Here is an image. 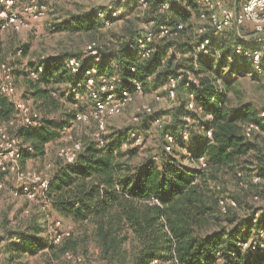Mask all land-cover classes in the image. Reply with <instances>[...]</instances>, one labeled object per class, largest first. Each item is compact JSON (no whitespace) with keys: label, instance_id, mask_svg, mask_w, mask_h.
Segmentation results:
<instances>
[{"label":"trees","instance_id":"16d2710c","mask_svg":"<svg viewBox=\"0 0 264 264\" xmlns=\"http://www.w3.org/2000/svg\"><path fill=\"white\" fill-rule=\"evenodd\" d=\"M166 2L169 8L162 11L160 8ZM186 2L149 0L146 10L150 13L148 21H155L154 32L157 33L160 25H167L175 33V37H156L149 57H142L131 47L141 33L130 27L131 32L121 37L122 41L109 45L104 43L106 39L100 40L102 45L96 46L101 56L98 62L90 56L81 58L84 69L96 66L97 81L114 78L112 82L119 92H134L136 81L141 83L142 90L151 86L167 88L171 77L184 74L176 94L186 91L187 102L173 106L167 116L171 120L159 127L164 134L161 153L133 162L137 149L125 148V144L131 143L129 131L108 133L105 125L104 143L100 144L95 134L87 137L75 164L66 163L57 154L52 170L54 181L45 190V196L53 215L70 221L74 229L59 243L48 241L42 234L44 226L39 216L33 215L21 229L7 232L4 242L8 257L3 264H30L27 255L45 248L50 249V260L45 264H52L53 257L67 253L73 255L68 259L70 264H86L88 257L79 251L88 252L89 241L97 246L101 264H153L155 260L159 264H264V253L248 256L240 245L241 241L264 231V181H254L255 176L264 180L263 111L250 103L232 105L226 87L215 74L225 67L228 56L250 63L246 53L257 46L248 43H254L256 37H244L254 33L249 23L242 27L241 33L231 31L226 33L228 37L217 40L208 31L219 53L198 51L201 55L195 57L201 37L198 31H193L191 14L185 12L190 1ZM192 6L199 16L198 6L193 3L189 7ZM97 14L71 12L61 28L93 33L105 24L104 19H97ZM101 15L113 22L118 18L112 17L108 10ZM119 16L123 18V14ZM180 35L183 36L182 43L178 42L180 50L186 55L193 52L185 63L177 61L176 55L167 54L170 39ZM237 46H241V53L236 52ZM69 56L72 55L39 60L25 74L27 92L35 102H40L45 112L66 98L72 104V113L65 124L56 125L46 118L31 127L20 123L9 127L21 145L31 147L21 154L22 166L30 158L45 157L48 145L62 136L77 113H89L95 107L88 93L92 103L81 100L76 108V92L85 96L87 90L84 74L74 73L66 66L64 61ZM6 58L4 41L0 38V64L11 67L16 86V70ZM38 66L42 70L34 78L31 71L38 70ZM187 72L193 73L198 83L187 84ZM62 83L66 84V91L57 87ZM79 83H82L80 87ZM190 101L195 104L192 109L188 106ZM152 113L140 111V120H132L131 125L140 124L143 116ZM158 117L153 116V120ZM13 118H16L15 105L1 93L0 78V124ZM250 124L258 125L259 129L248 137L245 127ZM96 127L97 132L98 123ZM168 133L175 137L174 151L170 153L165 149ZM178 148L183 150L180 158ZM200 157L205 158L206 167L199 166ZM5 175L0 170V181L3 182ZM153 198L159 203L152 202ZM225 198H232L237 204H228L227 211L222 212L220 200ZM257 200L260 207L254 204ZM77 256L81 261L76 260Z\"/></svg>","mask_w":264,"mask_h":264},{"label":"rangeland","instance_id":"374dc122","mask_svg":"<svg viewBox=\"0 0 264 264\" xmlns=\"http://www.w3.org/2000/svg\"><path fill=\"white\" fill-rule=\"evenodd\" d=\"M224 1L228 7L235 9L236 2L238 6V1L236 0ZM48 2L49 12L39 21H32L23 28H16L15 26L2 28L0 24V38L4 41L7 56L6 61L11 63L16 70L17 97L28 102L31 116L36 119L37 124L43 119L50 118L58 125L65 124L71 118V102L66 98L60 99L61 101L58 102L56 107H51L48 112H45L40 102H35L33 97L27 92V76L25 75L27 71L31 69L33 64L37 61L45 58H60L64 55H72L87 59L89 56V46L93 43L101 46L102 43L100 40L104 39H106L104 43L109 45L117 43L118 40L123 39L121 37H125L131 32L128 31L130 27L138 29V32L142 33L146 26H148L147 23L150 13L145 8L135 4L133 0H48ZM192 4L193 2H190L188 5L191 6ZM110 6L117 8V10L120 9V11L116 15L118 18H116L114 22L110 21V25H106L105 15L102 16L101 14L102 12L106 13ZM127 6L131 7V9H127ZM126 9L128 12L124 15ZM191 9L197 16L196 9L193 6ZM88 11H95L99 14V16L97 14V19L99 21H103L104 19L105 21V24L99 27L97 31L93 33H88L86 31L71 32L61 28V23L68 19L67 16L69 13H83ZM120 14H123L122 19L121 16H119ZM200 21L201 23L199 26L205 22L201 19ZM199 26H197V28ZM209 33H212V31H209ZM212 34L216 37L215 40L222 39V33L215 34L213 32ZM225 35L226 33H223V37H228V35ZM247 35H250V33ZM172 37H175V35ZM261 39L262 40L254 43L250 42L248 45L251 47L263 46L264 35H261ZM170 40L171 44L169 45H171V47L169 46L167 49V54L176 55V60H179L180 63L187 62L186 58H190L193 52L186 55L180 50L181 45L178 44V42L182 43L183 36L180 35ZM195 55V57H200L201 54L197 51ZM236 59H233L232 56H228L225 67L219 70L220 74H218L219 72L215 73L219 82L223 87H226L230 103L232 105L250 103L259 111H264V76L256 74L248 61L243 58ZM57 87H59L61 91L67 90L65 83L57 85ZM176 96L174 99L170 98L166 86H151V88H145L142 92L136 93L133 100L125 106L122 113L105 118V125H107L108 133L115 130L129 131L128 134H130L131 143L125 144V148L129 146L130 148L137 149V155L133 158V162H137L144 157L157 156L161 153L164 134L161 128L154 123L153 116H160L161 118L168 119L167 116L173 106L178 102H187L186 91L181 90L178 96ZM81 100L88 104L92 103L88 97V92L87 94L85 93V96H82ZM145 104L152 107L153 113L143 116L140 124L131 125L132 117L137 115L141 107ZM89 111H91V109H89ZM96 123H98V118L96 116H94V118L89 116L86 121L77 123L71 130L70 135L74 140L81 141L82 143L92 134L96 135L98 132H96ZM131 128H133V130H131ZM135 132L141 136V141L138 144L132 142ZM262 143L264 145V140ZM65 144H69V142L65 140L63 133L60 138L48 145V151L45 157L28 159L23 166L21 165L22 169L35 170L41 172L44 177H47L53 170V165L58 158L57 154L61 146ZM177 150V155L180 158L183 155V150H181V148ZM188 162L189 161L186 160V163ZM3 182L4 187L0 189V264L5 263L8 257L5 246L6 242H4V238L8 231L21 229L24 224L31 220L33 215H38L39 221L44 226L42 234L49 241L51 239V233L55 229L54 222L60 219L57 215H53V212L48 207L43 206V204L38 201H30L24 197L15 198L11 194V190L19 186L15 175L10 173L6 174L3 178ZM254 204L257 207L261 206L259 200ZM45 214L46 218L44 217ZM60 220L65 230L70 231L74 229V225L70 221L63 218ZM87 245L89 249L88 252L83 249L79 251L88 257V261H85L86 264H101L97 258V246L92 241H89V244L87 243L86 246ZM49 252L50 249L45 248L36 254L27 255L26 259L30 264H45L48 259L50 260ZM68 259L66 254H61L58 258L53 257L51 260L52 264H70Z\"/></svg>","mask_w":264,"mask_h":264},{"label":"built area","instance_id":"2783aa9c","mask_svg":"<svg viewBox=\"0 0 264 264\" xmlns=\"http://www.w3.org/2000/svg\"><path fill=\"white\" fill-rule=\"evenodd\" d=\"M135 4L143 7H149V0H133ZM181 1V0H176ZM193 2L198 6L199 18L207 23H203L197 28L198 34L201 37L199 45L196 46L197 51L202 54H210L215 51L216 54L219 52L214 48L208 31H212L215 34L223 33L227 28L236 30L241 33L242 27L247 23L252 25L254 31V37L256 41H260L261 35H264V0H236L235 9L228 7L224 0H187ZM169 8V2L164 3L161 6V10L165 11ZM108 11L112 17H116L118 12L117 8L110 6ZM49 12L48 0H0V24L2 28L15 26L16 28H23L32 21H39L43 19ZM103 14V13H102ZM106 25H110V19L106 18ZM148 26L143 30L141 36L131 45L134 49L141 54L142 57H149L153 50V42L156 37H167L173 36L172 28L167 25H160L157 33L152 29L155 24L154 20L148 21ZM182 27V24L179 25ZM96 43L89 46V56L93 57L94 61L98 62L101 56L98 55ZM236 52L241 53V46L236 47ZM250 57V63L253 70L264 76V45L250 50L247 53ZM65 64L74 73L84 74V86L94 100L95 107L87 112H78L74 122L69 125L64 131L65 140L69 144L61 146L58 155L68 164H75L77 155L82 148L81 141L74 140L70 135L71 130L79 122L86 121L88 117L93 115L98 118L99 131L96 133L99 143L103 144L104 140L102 134L105 133V118L116 116L122 113L125 106H127L134 98L136 93L142 92V85L136 81L135 91L129 90L118 91L116 85L107 77H103L97 81L96 74L98 72L95 65H91L84 69L82 59L77 56H69L65 59ZM42 70L41 66H38V70L31 71V76L34 78L39 77V72ZM134 70V68H133ZM184 76L183 73L177 77H171L167 84V92L170 98L174 99L176 96L177 85L179 80ZM187 84L198 83L197 77L187 72ZM0 78H1V93L13 100L16 110V118L11 119L8 123L0 124V170L6 174L10 173L16 176L19 186L11 190V194L15 197H24L30 201H38L43 206L49 208V201L45 196V190L48 188L50 183L54 181V175L52 172L47 177H44L41 172L35 170H24L20 164V157L22 152L31 150V147H24L21 145L19 138L12 135L9 132V127L15 124H22L25 127L35 126L37 121L31 116L28 102L22 98L17 97V88L13 81L12 69L7 64H0ZM99 82V83H98ZM82 83H79L80 87ZM193 97V95H191ZM82 95L76 92L74 101L75 106L78 107L81 101ZM17 99V100H16ZM189 108H194L195 104L190 101L188 104ZM152 107L145 104L141 107V112L151 113ZM264 116V111L262 112ZM93 116V117H94ZM133 121H139L140 115H134ZM168 119L158 117L154 120L159 127L163 126ZM259 129L256 124H250L245 127L246 136L250 137L253 132ZM209 136L212 135L211 130H207ZM134 143H140L141 136L137 133L133 134ZM167 144L165 149L167 152L174 151L175 137L172 134H166ZM185 138L187 134L185 133ZM199 166L206 167L207 162L204 157L199 158ZM50 168V167H48ZM261 176H255L254 181H261ZM4 187V182H0V189ZM152 202L159 203L156 198L152 199ZM236 205V201L232 198H225L220 200L222 212L227 211V205ZM50 209V208H49ZM55 229L51 233V240L54 243H59L64 237L70 235L69 230H65L60 219L54 222ZM62 228V230H60ZM243 251L248 256H254L258 253H264V231H260L257 235L250 237L247 240L240 242ZM68 258H73V255L67 253ZM77 261H81V257H76ZM153 264H159L157 260Z\"/></svg>","mask_w":264,"mask_h":264},{"label":"crops","instance_id":"0c3cea01","mask_svg":"<svg viewBox=\"0 0 264 264\" xmlns=\"http://www.w3.org/2000/svg\"><path fill=\"white\" fill-rule=\"evenodd\" d=\"M179 4H183V3H179ZM196 9V8H195ZM197 11V10H196ZM185 12H189L191 14L190 16V21L192 22V24L194 25L193 27V31H197V26L201 23L200 19H199V16H198V13H197V16L194 14V12L192 11L191 7H186V10ZM231 31H236L234 29H231V28H227L223 33H228V32H231ZM244 31V30H242ZM223 36V34H222ZM246 37L247 39L248 38H253L254 37V34L252 35H248V36H244ZM252 42H257L256 40L252 41ZM195 46V45H194Z\"/></svg>","mask_w":264,"mask_h":264}]
</instances>
